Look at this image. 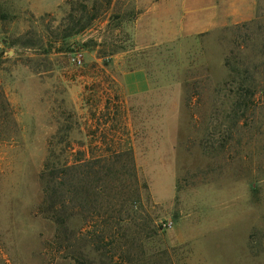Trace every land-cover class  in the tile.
I'll use <instances>...</instances> for the list:
<instances>
[{"label":"rangeland","instance_id":"obj_1","mask_svg":"<svg viewBox=\"0 0 264 264\" xmlns=\"http://www.w3.org/2000/svg\"><path fill=\"white\" fill-rule=\"evenodd\" d=\"M156 1L0 0V264H264V78L237 106L227 66L264 28L161 42ZM71 15L96 19L67 37ZM49 159L81 165L60 240ZM98 159L117 174L95 188Z\"/></svg>","mask_w":264,"mask_h":264},{"label":"crops","instance_id":"obj_2","mask_svg":"<svg viewBox=\"0 0 264 264\" xmlns=\"http://www.w3.org/2000/svg\"><path fill=\"white\" fill-rule=\"evenodd\" d=\"M154 10L157 37L161 42L233 26L237 30L253 29L254 37V29L264 28V0H157ZM122 83L129 95L149 90L144 70L124 73Z\"/></svg>","mask_w":264,"mask_h":264},{"label":"trees","instance_id":"obj_3","mask_svg":"<svg viewBox=\"0 0 264 264\" xmlns=\"http://www.w3.org/2000/svg\"><path fill=\"white\" fill-rule=\"evenodd\" d=\"M110 1V0H109ZM88 14L87 12L85 15ZM84 19L87 20L88 23H84L82 27H79L80 21L78 22L76 17H72L71 22L75 23L74 27L69 29V33L67 37L73 36L85 30L90 22L96 19L95 16H84ZM79 23V25L77 24ZM237 30V29H236ZM66 37V38H67ZM239 49V48H237ZM239 53H237L236 61L234 63H228L229 69L231 70L232 81L231 86L233 89L230 92L233 100H236V105L241 106L245 105L246 100H251L254 102L256 98L255 86H256V77L264 78V41L259 49H255L251 58L248 59H240ZM262 92L264 90L262 89ZM4 96L1 94V99ZM80 162H83L80 161ZM105 159H98L95 164L97 167L106 163ZM51 161H47L45 164V172L42 176L43 188H44V201L43 208L45 212L49 213V220L53 221L57 226V238L60 240V235L62 233H66L68 231L67 224L68 221L71 220L73 216L67 214L64 210L66 207V198L70 196L71 200L75 205L81 196V178L78 173V169L81 165H75L70 169H62L56 168L55 166L50 165ZM85 164V163H83ZM102 168L98 171L89 172V176L85 177L86 180H91L95 185V188L102 187L101 184H105L106 181L111 180L112 176H115L117 173L105 166H101ZM70 174H66V171H70ZM74 171V172H72ZM64 174V175H63ZM86 188L88 190L92 189L91 185H87ZM85 191V190H84ZM88 192V191H86ZM120 221L116 224L119 226ZM65 235V234H64Z\"/></svg>","mask_w":264,"mask_h":264}]
</instances>
